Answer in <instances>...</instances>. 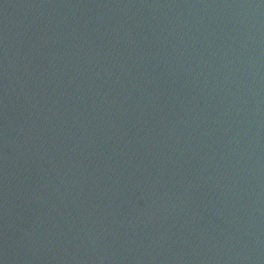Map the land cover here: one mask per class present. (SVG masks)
Returning a JSON list of instances; mask_svg holds the SVG:
<instances>
[{
  "label": "water",
  "instance_id": "1",
  "mask_svg": "<svg viewBox=\"0 0 264 264\" xmlns=\"http://www.w3.org/2000/svg\"><path fill=\"white\" fill-rule=\"evenodd\" d=\"M0 264H264V0H0Z\"/></svg>",
  "mask_w": 264,
  "mask_h": 264
}]
</instances>
